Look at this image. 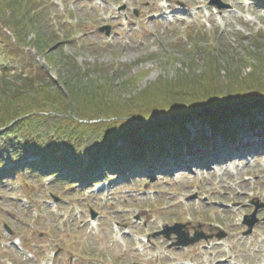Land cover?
<instances>
[{"label": "rangeland", "instance_id": "1", "mask_svg": "<svg viewBox=\"0 0 264 264\" xmlns=\"http://www.w3.org/2000/svg\"><path fill=\"white\" fill-rule=\"evenodd\" d=\"M43 1L51 8L52 26L45 28L48 36L64 34L75 39L56 46L60 53L56 56L58 61L59 57H68L70 69L80 65L96 81L106 84L111 81L114 90L108 95L115 96L116 92L124 100L160 80L176 78L184 70L187 73L188 65H199L200 70L213 73L216 66L211 61L217 60L225 70L237 67L235 73L245 77L253 72L246 61L248 54L262 53L264 58V5L254 0ZM163 2L168 8H161ZM213 2L224 7L210 6ZM123 18L128 21L125 25ZM105 25L111 26V37L98 32ZM77 54L78 60L74 58ZM118 67L116 74L114 68ZM57 70L62 76L67 74L60 64ZM107 73L114 75L113 80H103ZM259 82L264 84V79ZM83 94L91 97L85 90ZM144 110L149 112L152 108ZM191 117L192 125L185 129L190 137H195L199 119ZM251 142L247 138L245 142L235 143L245 156L235 160L234 175L232 168L225 172L224 166L210 175L198 171L196 176L181 177L171 170L164 172L171 164L159 173L153 170L106 183L104 178L81 183L76 177L66 184L57 176L47 177L45 166L38 170L44 177L37 180L28 168L20 174V171L12 172L11 168L15 167L8 164L4 170H9L11 176L2 175L0 179L6 181L0 182V264L52 262V253L60 247L70 250V257L78 264H182L187 251L175 254V262H168L169 258L165 257L168 243L176 239L169 238L166 242L162 236L154 237L163 228L178 225L190 227L191 236L196 229L207 236L219 234L218 228L227 234L222 241L216 236L208 243L202 240L197 244L200 246H237L238 251L245 246L263 248L264 207L258 209L256 217L260 221L253 233L243 237L247 231L242 225L244 217L254 212L255 203L264 205V147H242L262 144L259 140ZM222 159L223 156L217 161ZM208 162L210 158L205 161ZM58 171L64 172L62 167ZM181 202L185 203L181 205ZM230 203L233 206L228 207ZM92 212L97 214L96 228L90 224ZM116 224L120 233L115 230ZM147 237L154 238L150 240L152 245L142 243ZM252 237L256 242L251 243ZM231 238L240 241L233 243ZM17 242H22V249ZM197 251L200 255L201 250ZM64 257L62 254L61 258ZM249 262L258 263L252 259ZM194 264L202 261L196 257ZM207 264H213L212 259Z\"/></svg>", "mask_w": 264, "mask_h": 264}, {"label": "trees", "instance_id": "2", "mask_svg": "<svg viewBox=\"0 0 264 264\" xmlns=\"http://www.w3.org/2000/svg\"><path fill=\"white\" fill-rule=\"evenodd\" d=\"M50 10L43 0H0V155L17 162V157L30 153L70 171L79 170L84 160L117 161L116 154L140 162L144 158L139 152L154 150L163 135L183 127L191 116L213 129L223 118L252 115L255 109L264 117V84L259 82L264 79L262 53L248 54L253 72L245 77L235 73L237 67L225 70L220 61L212 60L213 73L188 65L187 73L181 71L176 78L160 80L124 100L116 92L108 95L114 90L111 81H96L78 63L70 69L68 57L58 61L56 46L72 40L48 36ZM30 35H34L31 40ZM59 64L67 70L64 76L57 70ZM114 69L117 74L119 68ZM106 75L103 80H113L114 75ZM251 85L255 87L250 89ZM204 108L212 110L210 116L201 115Z\"/></svg>", "mask_w": 264, "mask_h": 264}, {"label": "bare ground", "instance_id": "3", "mask_svg": "<svg viewBox=\"0 0 264 264\" xmlns=\"http://www.w3.org/2000/svg\"><path fill=\"white\" fill-rule=\"evenodd\" d=\"M235 159H236V157H232V158H230V160H229L230 163L227 164V165H225L227 162H226V163H222V162H221V163L212 162V163H210V164H206V163H204V164H199V165H197V166H194L195 169H194L192 172H187V170L184 169V168H182V169L176 168L178 171H176L175 173H178L177 176H181V177H182V176H184V175H186V174H192L193 176H196L197 173H198V171H199L200 173H201V171H202V172H203V171H206V172H208L209 175H210V174H213L214 172L217 171L216 168H217V169H220L221 167L223 168L224 165H225V166L227 167V169H226L225 172H227L228 169L232 168L233 170H231V173H233V175H234V173H235V169H236V167H237V165L235 164ZM235 165H236V166H235ZM196 172H197V173H196ZM91 224H92V227H93V228H96V227L98 226V224H96L95 221H92ZM115 230L118 231V233L121 232L118 224L115 225ZM231 241L238 242L239 240H231ZM249 241H250V240H249ZM147 242L149 243V241H147ZM251 242H254V241L251 240Z\"/></svg>", "mask_w": 264, "mask_h": 264}, {"label": "water", "instance_id": "4", "mask_svg": "<svg viewBox=\"0 0 264 264\" xmlns=\"http://www.w3.org/2000/svg\"><path fill=\"white\" fill-rule=\"evenodd\" d=\"M106 30L107 31V35L110 34V29L109 28H106V29H102L101 31H104ZM205 111H209L208 109H205ZM256 216V213H254V215L252 216V220L249 221L248 218H246V221H245V224H247L250 228L249 232L248 233H251V230L253 228V226L255 225V223H257V220L255 218ZM95 217V216H94ZM182 226H177V227H174V228H171V229H166L163 234H165L168 238L170 237V235L172 233L176 234L178 236V242L175 244L176 246H188L189 244H194L195 242H197L198 239H192V240H189L187 238V235L185 233L182 232Z\"/></svg>", "mask_w": 264, "mask_h": 264}]
</instances>
